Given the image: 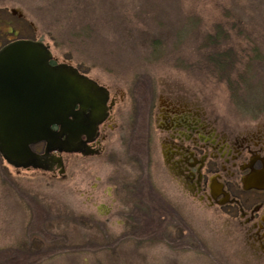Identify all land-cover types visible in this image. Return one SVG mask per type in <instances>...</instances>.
Returning <instances> with one entry per match:
<instances>
[{"label": "rangeland", "instance_id": "obj_1", "mask_svg": "<svg viewBox=\"0 0 264 264\" xmlns=\"http://www.w3.org/2000/svg\"><path fill=\"white\" fill-rule=\"evenodd\" d=\"M216 25L220 48L244 57L228 76L206 67ZM17 38L123 92L175 88L231 125H264V0H0V47ZM144 121L131 112L103 154L70 156L66 177L1 158L0 264H264L154 169Z\"/></svg>", "mask_w": 264, "mask_h": 264}, {"label": "flooded vegetation", "instance_id": "obj_2", "mask_svg": "<svg viewBox=\"0 0 264 264\" xmlns=\"http://www.w3.org/2000/svg\"><path fill=\"white\" fill-rule=\"evenodd\" d=\"M59 62L57 59L51 61L52 64ZM72 65L106 91L102 104L105 118L93 133L81 135L83 140L91 138L86 143L89 153H85V149L80 152H48L49 161L42 163L47 169L14 167L1 153L0 159L18 173L33 171L66 177L70 156L88 158L103 154L106 141L123 128L124 120H128L131 112L146 114L141 129L154 169H160L167 182L193 204L213 210L230 222L245 255L264 262V125H231L207 108L196 94L175 88H162L156 92L151 89L147 95L141 96L129 94L118 85H108ZM79 108L76 105V109ZM51 128L57 126L51 125ZM31 148L43 155L47 141L36 142ZM53 157H60V163H54ZM114 192L107 196L113 203L118 201ZM110 213L107 211L103 215Z\"/></svg>", "mask_w": 264, "mask_h": 264}, {"label": "water", "instance_id": "obj_3", "mask_svg": "<svg viewBox=\"0 0 264 264\" xmlns=\"http://www.w3.org/2000/svg\"><path fill=\"white\" fill-rule=\"evenodd\" d=\"M52 60L42 40L17 38L0 47V153L14 167L47 169L42 163L52 151L89 153L91 138L81 135L93 133L106 116L105 88L75 66ZM42 140L43 155L31 148Z\"/></svg>", "mask_w": 264, "mask_h": 264}, {"label": "trees", "instance_id": "obj_4", "mask_svg": "<svg viewBox=\"0 0 264 264\" xmlns=\"http://www.w3.org/2000/svg\"><path fill=\"white\" fill-rule=\"evenodd\" d=\"M227 35L228 31L225 27L216 25L215 32L206 36V44H211V46L216 45L213 48H217L215 51H209L206 59V67L210 68V70H214L216 73L218 72V74L223 76L231 75L234 70L235 63L238 60L240 61L244 58L237 53L234 54L231 48L228 50L225 48H220L221 44L219 42V38L227 37ZM233 76L238 78L236 74Z\"/></svg>", "mask_w": 264, "mask_h": 264}]
</instances>
